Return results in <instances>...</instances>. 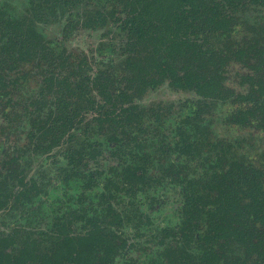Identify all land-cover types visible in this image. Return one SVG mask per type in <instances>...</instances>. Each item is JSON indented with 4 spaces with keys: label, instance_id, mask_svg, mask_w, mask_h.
<instances>
[{
    "label": "trees",
    "instance_id": "16d2710c",
    "mask_svg": "<svg viewBox=\"0 0 264 264\" xmlns=\"http://www.w3.org/2000/svg\"><path fill=\"white\" fill-rule=\"evenodd\" d=\"M38 1L42 16H55L59 4L67 8L66 34L78 24L118 30L123 57L91 73L84 58L60 44L59 55L51 42L40 46L46 55L36 67L45 75L37 95L21 103L36 109L33 151L60 149L63 181L81 178V190L76 205L57 209L47 230H0V264H91L97 256L116 264L118 255L121 264H264V147L246 150L245 137L214 136L206 121L212 104L228 103L229 123L264 136V0ZM4 24L15 39L2 44L5 52L10 42L35 52L32 38ZM1 60L12 66L8 54ZM16 60L19 65L23 58ZM6 79L0 70V93L10 99ZM163 81L199 100L186 108L172 142L160 139L158 149L146 152L140 149L144 118L163 120L171 105L147 107L137 100ZM95 133L114 147L108 174L98 166ZM24 177L18 157L10 155L0 179V209L37 192L35 179ZM165 182L179 186L178 222L154 234L160 249L144 263L130 255L133 243L121 228L133 225L140 234L150 220L141 195L152 203ZM43 240L52 246L43 247Z\"/></svg>",
    "mask_w": 264,
    "mask_h": 264
},
{
    "label": "rangeland",
    "instance_id": "374dc122",
    "mask_svg": "<svg viewBox=\"0 0 264 264\" xmlns=\"http://www.w3.org/2000/svg\"><path fill=\"white\" fill-rule=\"evenodd\" d=\"M38 6V0H0V26H5L4 20H8L13 24L12 30H17L19 34L29 39L32 38L36 44V50L33 52L28 46L20 48L15 42H10L7 45L8 51L5 52L2 44H6L9 36L11 40L15 39L11 37L6 27H0V60L2 56L4 58L8 54L12 62L11 67L0 65L1 74L7 77L4 82L9 85L6 89H9L10 98L6 99L7 97L0 93V174L6 169V159L10 155H16L24 178L35 179L37 189V192H31L28 198H21L14 203L9 202L0 209V230H9L19 225L33 233L47 230L57 209H63L66 204L76 205L75 199L81 190V178L72 177L66 182L63 181L61 168L66 165V161L60 156V149L58 151L54 148L50 153L33 151L34 142L29 134L35 106L27 103V106L23 107L21 103L24 100L28 102L30 96L37 95L40 81L45 75L44 70L36 67L44 64L42 55H46L40 46L51 42L56 45L55 53L59 55L60 44L65 52L72 54L76 59L84 58L91 73L108 61L117 64L123 57L119 48L121 34L118 30L114 29L115 31L107 33L106 27L92 29L78 24L66 34L63 28L67 18V8L59 4L55 16L49 17L50 15L39 14ZM77 12L84 15L87 9L78 7ZM20 56L23 60L17 65L16 59ZM197 100L199 97L193 91L176 89L167 81L146 90L141 99L137 100L142 105L163 109L169 105L171 107L163 120L157 121L149 116L144 118L143 123L148 128L143 134L144 139L140 149L152 153L159 148L160 139L166 143L172 142L175 127L186 113V108ZM228 107V103L215 102L206 114V121L213 135L230 140L245 137L246 150L264 147V136H258L259 133L253 136L251 130L239 128L226 120ZM154 130H157V135H154ZM93 137L101 142L98 166L102 168L103 174H108L109 166L116 162L110 155L114 147L112 145L111 148L106 138L97 133ZM97 190L98 187L90 190L89 194L94 196ZM153 195L152 203L147 202L141 195V209L149 215L150 220L137 230L140 234L134 235L136 228L133 225H125L121 228L122 235L129 239L128 242L133 243L129 249L130 255L144 263L150 262L160 249L153 240L154 234H157L163 226L177 224L178 210L182 203L179 186L170 182L158 185ZM49 242L50 240H43L42 246H48ZM50 245L52 246L51 242ZM122 261V257L118 255L116 264H121ZM91 264H110V262L104 263L103 257L97 256Z\"/></svg>",
    "mask_w": 264,
    "mask_h": 264
}]
</instances>
